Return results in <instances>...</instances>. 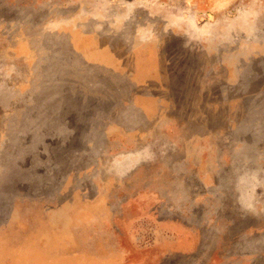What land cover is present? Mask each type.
I'll return each instance as SVG.
<instances>
[{
	"label": "rangeland",
	"instance_id": "1",
	"mask_svg": "<svg viewBox=\"0 0 264 264\" xmlns=\"http://www.w3.org/2000/svg\"><path fill=\"white\" fill-rule=\"evenodd\" d=\"M0 264H264V0H0Z\"/></svg>",
	"mask_w": 264,
	"mask_h": 264
},
{
	"label": "crops",
	"instance_id": "2",
	"mask_svg": "<svg viewBox=\"0 0 264 264\" xmlns=\"http://www.w3.org/2000/svg\"><path fill=\"white\" fill-rule=\"evenodd\" d=\"M75 42H78V45L81 43L80 39L78 36L75 37ZM96 58V57H95Z\"/></svg>",
	"mask_w": 264,
	"mask_h": 264
}]
</instances>
